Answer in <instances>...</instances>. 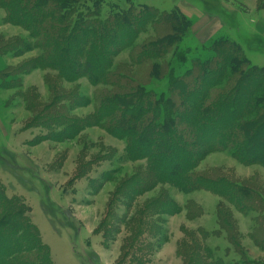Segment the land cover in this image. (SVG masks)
Wrapping results in <instances>:
<instances>
[{
    "label": "rangeland",
    "instance_id": "obj_1",
    "mask_svg": "<svg viewBox=\"0 0 264 264\" xmlns=\"http://www.w3.org/2000/svg\"><path fill=\"white\" fill-rule=\"evenodd\" d=\"M103 2V17L110 6L129 3L166 12L184 9L193 25L181 43L188 54L177 74L194 58L212 56L211 45L220 36L240 43L254 65L264 66V0ZM117 32L119 37L122 31ZM165 33L160 25L151 28L136 48L121 52L110 40L117 52L112 72L125 75L122 82L131 78L148 89L165 90L167 80L151 78L150 69L155 62L166 65L172 49L158 61H137L140 44ZM36 42L25 27L9 21L0 3V186L7 197H19L27 206L55 264H210L216 258L227 264H264L263 165L243 163L229 151L209 152L197 162L196 174L225 177L257 193L258 202L247 213L205 189L184 193L168 182L151 187L148 160L126 159V142L97 123L96 96L114 87L94 85L85 76L63 77L51 66L57 62L54 55L44 60L49 65L34 67L42 54ZM212 83V78L198 80L196 91ZM73 98L79 102L74 107ZM228 123L213 127L220 133ZM259 140L264 146V135ZM163 165L176 168L170 161ZM221 216H228L232 232ZM9 224L18 225L14 219Z\"/></svg>",
    "mask_w": 264,
    "mask_h": 264
},
{
    "label": "trees",
    "instance_id": "obj_2",
    "mask_svg": "<svg viewBox=\"0 0 264 264\" xmlns=\"http://www.w3.org/2000/svg\"><path fill=\"white\" fill-rule=\"evenodd\" d=\"M92 2L0 0L9 21L25 27L42 50L34 67L49 65L44 60L54 55L57 62L51 66L63 77L75 80L85 76L94 85L114 87L96 96L97 123L126 142V159L148 160L151 187L168 182L184 193L205 189L225 197L243 213L254 209L259 197L252 188L225 177H202L195 169L197 162L213 151H229L243 163L264 166V146L259 144L264 135V66L254 65L240 43L220 36L211 45L212 56L194 58L186 71L177 74L178 64L188 54L181 43L193 25L179 7L166 12L146 4L113 5L103 17V0ZM159 25L166 33L140 44L137 61H158L172 49L166 65L155 62L150 69V77L166 79L167 88L158 92L131 78L122 82L125 75L112 72L116 50L136 48L141 34L157 30ZM125 30L129 31L126 35ZM116 31H122L119 37ZM211 78L212 84L196 91L198 80ZM77 100L73 98V107ZM224 120L228 127L216 132L213 124ZM171 129H176L175 135L169 134ZM246 153L250 159L244 158ZM164 161L173 162L176 168L165 169ZM27 211L21 198L7 197L0 186V264H55L50 246ZM11 219L17 227H11ZM221 221L230 230L228 216H221ZM233 242L243 254L238 242ZM210 264L227 263L216 258Z\"/></svg>",
    "mask_w": 264,
    "mask_h": 264
},
{
    "label": "crops",
    "instance_id": "obj_3",
    "mask_svg": "<svg viewBox=\"0 0 264 264\" xmlns=\"http://www.w3.org/2000/svg\"><path fill=\"white\" fill-rule=\"evenodd\" d=\"M183 12H184V14H186L188 17L190 16V15H188V13L183 9L182 10ZM190 18V17H189Z\"/></svg>",
    "mask_w": 264,
    "mask_h": 264
}]
</instances>
